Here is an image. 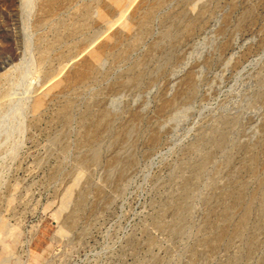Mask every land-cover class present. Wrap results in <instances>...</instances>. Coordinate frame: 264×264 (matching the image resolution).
Masks as SVG:
<instances>
[{
    "label": "rangeland",
    "instance_id": "374dc122",
    "mask_svg": "<svg viewBox=\"0 0 264 264\" xmlns=\"http://www.w3.org/2000/svg\"><path fill=\"white\" fill-rule=\"evenodd\" d=\"M0 264H264V0H0Z\"/></svg>",
    "mask_w": 264,
    "mask_h": 264
},
{
    "label": "bare ground",
    "instance_id": "6f19581e",
    "mask_svg": "<svg viewBox=\"0 0 264 264\" xmlns=\"http://www.w3.org/2000/svg\"><path fill=\"white\" fill-rule=\"evenodd\" d=\"M102 47H103V46H101V47L97 50V54H98L99 56L102 54ZM103 51H105V49H103Z\"/></svg>",
    "mask_w": 264,
    "mask_h": 264
}]
</instances>
